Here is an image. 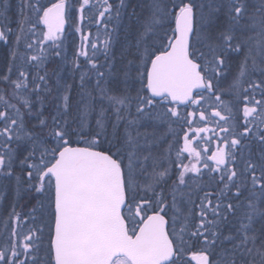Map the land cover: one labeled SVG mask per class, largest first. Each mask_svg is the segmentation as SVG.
Masks as SVG:
<instances>
[{
  "label": "snow or ice",
  "instance_id": "6c2138e0",
  "mask_svg": "<svg viewBox=\"0 0 264 264\" xmlns=\"http://www.w3.org/2000/svg\"><path fill=\"white\" fill-rule=\"evenodd\" d=\"M89 5L90 0H82L80 4L81 23L85 8ZM24 6L36 13V24H42L46 28L44 40L52 41L53 47L58 48L59 44L56 42L62 41L65 26L69 24L71 17L70 0H55L50 6L42 4L40 0H26ZM153 7L154 12L137 41L139 55L134 64L129 62L123 76L125 82L131 78L140 85L138 113L150 115L145 109L154 107L157 102H167L174 105L167 108L168 113L179 118V105H187L189 102L199 104L204 99V91L214 93L213 80L222 74L225 56L230 51L239 52L240 44L233 45L234 37L230 34V29L220 34L222 43L212 42L211 34L204 27L207 20L202 14L197 15L203 5H197L195 0H170L167 4L156 0ZM261 7L264 9V3ZM110 8L111 5H108L104 11H109ZM246 14L247 9L242 0H232L231 21L239 25ZM21 15L24 16L23 9ZM99 15L103 17L104 12ZM253 23L257 21L253 20ZM258 23L264 30V10L261 11ZM76 30L80 31L78 27ZM16 39L19 42L20 36ZM83 39L87 40V37ZM0 41L7 42L4 30H0ZM28 47L31 48L32 45L29 44ZM92 47L95 48V45ZM104 47H109V41H105ZM54 54L60 56L59 51ZM80 55L87 56V52L82 48ZM31 60L40 61L41 57L32 56ZM89 60L93 68H96L95 62L91 58ZM259 70L264 74V67ZM133 71L134 77L131 76ZM247 71L245 60L240 66L238 79L244 77ZM97 75L104 76V73L97 70ZM38 78L45 80V76ZM80 79L83 85L84 75ZM262 85L264 81L261 84L253 83L251 87L261 88L264 94ZM22 86L23 81L16 82L17 88ZM67 87L70 88V85ZM194 91L199 98L194 97ZM107 98L120 106H124L129 99L126 96ZM214 99L223 104L219 95H215ZM63 101L66 112L67 95H64ZM25 103L31 107L28 101ZM254 103L260 107V111L255 106L245 105V125L249 123L247 118L254 114L259 124L264 125V103ZM190 115L195 116V113ZM212 115L225 121L229 119L218 110ZM117 118L120 119L119 115ZM0 119L5 121L0 136H6L5 146L11 153L13 149L9 141L13 138V130L8 125H18L21 129L24 125L18 124L17 119L8 117L5 112H0ZM200 119H205L203 111L200 112ZM37 120L36 128L39 131L25 133L32 146L21 163L27 164L31 169L27 172L29 180L35 173L36 183L31 185L34 191L48 196L52 228L46 258L43 260L38 255L41 251V237L36 235L34 238V234L24 237L26 243L23 248L26 255H32L31 264H191V261L196 264H249L246 256L252 255L254 251L259 257V264H264V151H261L255 162L249 157L245 161L244 171L238 173L234 167L235 150L244 147L241 139L233 138L223 148L217 147L216 152L208 159L215 163L210 171L222 172L219 179L224 181V189L216 196L215 203L209 198L210 194L205 193L198 223L190 227L189 216L177 205L175 191L169 202L163 191L158 192L156 189L155 185L168 174L167 169L156 173L154 181L143 186L144 195H140L142 186L138 174L143 167L139 164L140 157L134 149L125 150L108 141L101 120L96 121L100 130L85 138L82 134L85 122L82 119L80 130L76 133L77 140L72 139L73 133L66 121L62 123L53 117L52 127L49 129L48 120L42 117V110L37 115ZM45 129H48L47 135H42ZM208 131L214 130L196 129L197 133ZM221 131L229 130L222 127ZM251 132L252 129L245 127L240 136L245 138ZM15 138L18 141L24 139L18 132L15 133ZM255 138L264 145V132L259 127ZM184 140L183 151L199 160L200 152L192 147L187 135ZM81 142L83 146H79ZM128 144H132L131 136L128 137ZM147 158L144 157L145 160ZM10 162L11 156H8L6 165L5 155H0V169L10 166ZM230 164L233 167H228ZM204 166L208 167V164L205 163ZM257 171L260 172L259 177L256 176ZM187 172L199 173L200 169L196 165L183 166V172L179 174L180 184L185 183L184 176ZM245 174L251 179L250 190L244 182ZM257 186L259 191H255ZM232 188L236 189L234 198L237 203H223L222 198ZM245 190L249 191L248 196H244ZM149 192L152 195H148ZM209 213L212 219L208 218ZM230 216L236 223L228 228L226 234L225 226L231 223ZM257 240L261 241L259 249L255 247ZM226 242L231 246L227 247ZM11 254L13 257L18 255L14 249ZM189 254L190 259H186ZM0 262L9 264L3 251H0Z\"/></svg>",
  "mask_w": 264,
  "mask_h": 264
},
{
  "label": "rangeland",
  "instance_id": "374dc122",
  "mask_svg": "<svg viewBox=\"0 0 264 264\" xmlns=\"http://www.w3.org/2000/svg\"><path fill=\"white\" fill-rule=\"evenodd\" d=\"M40 2L50 6V3L55 2V0H40ZM155 2L156 0H107V3H105V0H90V5L85 8L84 20L81 23L79 20V7L82 0H70L72 11L68 31L63 36L62 41L56 42L59 44V47L56 48L53 47L52 41L44 40L43 34L46 32V28L42 24H36V13L24 6L26 0H0V25L7 36V42L0 41V84L11 83L10 86L2 87L4 92L1 89L2 93L0 95L7 102H12L17 109V106L20 105L29 108L25 101H28L30 105L34 104L33 100L40 102L38 88L42 89V84L41 86L38 85L40 82L38 77L43 76L40 69H44V65L51 59L54 66L52 68L56 74L53 85L56 86L58 91V93L53 94L55 97L58 95V100L55 104L51 100L50 102L44 100L42 104L39 103L40 112L42 110V113H45L46 106H52L56 111L54 115L58 116V121L62 123L65 121L68 123V116H72L74 122L67 125L73 133V140L78 139L76 133L80 130L82 119L85 122L82 133L85 138H88L89 134H95L100 130L96 121L101 120L104 125V135L108 141L118 142L126 150L128 137L131 136L136 147H149L151 139L158 134L159 123L156 120L161 121V106L156 103L154 107L145 109L150 115L138 113V90L140 85L138 82L134 83L131 78L125 82L123 72L127 70L129 62L135 63L139 55L137 41L144 31L145 24L154 12ZM169 2L170 0H162L164 4ZM231 2L232 0H195L197 5H203L202 10L198 11L197 15L202 14L207 20L204 27L207 33L211 34L212 42L222 43L220 34L230 29V34L234 37L233 45L239 43L240 51H230L225 56L224 70L218 79L213 80L214 93H203L204 99L199 104H191L180 115L182 121L184 120L190 124L192 147L200 152L199 160L193 156L187 162L186 160L182 161V164L185 163L186 166L191 167L194 163L199 164V161L202 160V166L205 168L200 177L191 178L189 185L192 188L188 187L181 190V196L186 194V198L177 202L181 211L189 216L191 225L198 216L193 202L202 199L204 196L202 194L201 198H198L200 195L199 189L208 186L216 190L219 185H224V181L219 179L222 172L210 171L215 167V164L208 157L216 152L217 147L223 148L225 143L230 142L233 138L241 139V145L244 147H238L235 150L234 167L238 173L244 171L245 161L249 157L255 162L259 159L261 151H264V145H261L255 138L258 127L261 132H264V125L259 124L255 114L253 117L247 118L249 123L245 125L243 115L245 105L255 106L259 112L260 107L255 105L254 102L261 101L264 103V94H262L261 88L253 89L251 87L253 83L261 84L264 81V74L259 70L264 67V30L261 29L258 23L261 18V11L264 10L261 7L264 0H242L246 6L247 14L239 25H235L231 21ZM108 5H111L110 10L104 11ZM217 8L219 11H215ZM22 9L24 16L21 15ZM100 12H104V17H100ZM105 19L106 24L102 22ZM253 20L257 23H253ZM93 22L96 23L93 24ZM91 24L97 25L99 28H93ZM101 26H107L108 29H106L107 27L100 28ZM21 27L23 32H21ZM77 27L80 31L76 30ZM86 28L90 29L87 30ZM157 34L160 35L159 31ZM17 36H20L19 42H17ZM85 36L87 40L83 39ZM81 40L84 41L82 45H80ZM105 41H109L107 49L104 47ZM96 42L99 48L96 52H93L91 47L93 44L96 45ZM29 44L32 45L31 48L28 47ZM157 45L159 46V40H157ZM201 47L202 50H205L203 46ZM82 48L87 52V56L80 55ZM56 51L60 52V56L54 54ZM32 56H40L41 60L33 61L31 60ZM89 58L95 62L96 68H93ZM245 60H247V74L238 79L240 66ZM253 61H255V64H253ZM77 64L79 67H76ZM97 70L103 72L104 76H98ZM21 73H24V75L21 76ZM81 75L85 77L83 85H81ZM131 76H135L134 71ZM11 78L12 82L10 81ZM20 81L24 82V86L21 87L23 94L16 93L18 97L22 98L17 99L15 98L17 96H11L14 94L10 93V90H16V82ZM97 81H99V84ZM69 85L70 88L67 87ZM35 86L38 88H35ZM71 94H75L76 97L72 103ZM143 94L148 95V93ZM32 95H35V99L31 101L29 98ZM64 95L68 96L66 112L64 110ZM215 95L221 97L223 104L215 101ZM108 96H126L129 99L125 101L124 106H120L110 101L107 98ZM117 108H119L118 114ZM12 110L13 108L10 105L0 109L8 117L17 119L19 124L21 118ZM217 110L229 119L225 121L213 116L212 113ZM164 111L166 122L174 120L175 117L168 113L167 108ZM201 111L204 112V120L200 119ZM191 113H195V116L190 115ZM118 115L120 119L117 118ZM8 126L13 130V137L17 132L20 134L21 128L18 125L9 124ZM4 127L5 121L0 119V130ZM129 127H134L135 130L140 128L146 135L137 136L135 131L132 130L131 132ZM148 127L150 129H146ZM222 127L227 128L229 131H221ZM245 127L252 129V132L247 137L241 138L240 133L244 132ZM198 128H208L214 131L197 133L196 129ZM125 132L126 140L125 135H122ZM22 137L24 136L22 135ZM25 138L19 141L14 138L9 141L13 149L9 153L5 146L6 136H0V155H5L6 165L8 164V156H11L10 166L0 169V251L6 253V257L10 262L12 259L11 250H13L11 247L13 211L15 210L17 196L21 194L22 204L24 206L27 203V206L23 208L22 223L17 231L14 244V250L18 253L15 259L20 260V262L23 261V264H31L32 255H26L23 248L24 243H26L24 237L30 234H34V238L36 235L41 237V251L38 255L42 260L45 259L52 228V211L47 194L36 193L31 187L36 183L35 173L32 179L29 180L27 172L31 169L28 168L27 164L21 163L32 146L31 143L25 141ZM157 138L158 136L154 137V139ZM49 144H51L50 137ZM183 144H185V140ZM81 145H83L82 142L79 146ZM105 147H107V144H105ZM149 156V154H145L142 157L140 164L143 167L141 172L146 168V164H149ZM144 157H148L147 160ZM31 162L29 161V163ZM205 163L208 164V167L204 166ZM228 167H233V165L230 164ZM256 176H260L259 171L256 172ZM245 177L244 182L250 190L251 179L247 177V174H245ZM150 178L152 177L148 179ZM148 179L142 183L141 192L143 195V186L154 181V178L151 182ZM193 187L197 190L196 192H194ZM231 191H233L232 195L234 196L236 189L232 188ZM255 191H259V186ZM2 192L7 196L4 202L1 200ZM220 192L217 190L215 195ZM248 195L249 191L245 190L244 196ZM226 197L229 198V202L237 203L230 194H227ZM241 201H243V197H241ZM4 203L7 207L5 214L3 212ZM41 204H43L42 208L40 207ZM229 221L231 223L225 226L226 234L228 228L236 223L231 216ZM260 245L261 241L257 240L255 247L259 249ZM226 246L230 247L231 245L226 242ZM249 246L251 247V245ZM186 259H189V257L187 256ZM246 259L249 264H259V257L256 256L255 251L252 255L246 256Z\"/></svg>",
  "mask_w": 264,
  "mask_h": 264
},
{
  "label": "flooded vegetation",
  "instance_id": "af4514ba",
  "mask_svg": "<svg viewBox=\"0 0 264 264\" xmlns=\"http://www.w3.org/2000/svg\"><path fill=\"white\" fill-rule=\"evenodd\" d=\"M104 17V16H103ZM102 18V17H101ZM106 24V19L105 21H102ZM101 23V22H100ZM93 28H99L97 25H92ZM107 26H101L100 28H106ZM87 30L90 28H86ZM108 29V27L106 28ZM68 31V28H67ZM66 31V32H67ZM66 33H64L65 35ZM63 35V36H64ZM89 41V40H88ZM84 41L81 40L80 45H82ZM95 45V44H93ZM93 52H96L98 50V43L96 42L95 48L91 47ZM203 94V93H202ZM159 106H161V121L156 120L157 123H159V128H158V134L155 135L154 137H157V139H151V145L149 147H136L134 142L132 141V144H127V149L126 150H131L134 149L137 153V155L140 157L139 164L142 162V157L145 154H149V164H146V168L139 171L138 174V180L139 183L142 186V183L144 180L147 181L149 177L155 178L156 173H159L161 171H164L167 169V175L163 178V180L160 181V183L156 186L157 191H163L164 195L168 197L169 202L171 201V194L175 191L176 195V200L177 202L180 200H183L186 198V194L181 196V190L183 188H192L189 183L191 182V178L198 176L200 177L205 170V168L202 166V160L199 161V164L194 163L196 167L200 169L199 173L196 172H187L185 173L184 179L185 183L180 184L179 183V174L183 172V166L186 164H182V161L189 160L191 157L194 155L190 154L189 152L183 151L184 148V137L185 135L188 136L189 140L191 141V134H190V124L188 122H185L184 120L182 121L180 116L179 118L175 117L174 120L166 122L165 120V108H170L173 107L174 105L172 104H167V102H157ZM167 104V106H165ZM189 108V106L182 107L179 105L178 110L180 112V115L183 111H186ZM136 125V124H135ZM125 126L123 127V129ZM133 128V129H132ZM129 129L135 131V134L137 136H144V134L140 128L137 130L134 129V127H129ZM150 129V127L146 128ZM118 135V134H117ZM122 135H125V140H126V132L122 133ZM196 141V140H195ZM116 144L120 145V143L115 142ZM179 153V156H178ZM196 159V157H195ZM214 163V161H212ZM215 164V163H214ZM139 167V165H138ZM150 167V168H149ZM197 177V178H198ZM152 178L148 179L149 182L152 181ZM194 192L197 190L193 187ZM142 190V189H141ZM7 192V191H5ZM216 190L213 188H210L208 186L201 187L199 189V197L201 198L202 194L209 193L210 194V199L213 200V202H216V196L215 195ZM140 195H143L142 192H140ZM148 195H152V193H149ZM204 196L200 200H195L193 202V205H195V208L197 210L196 214L198 215L197 218H195L194 223L191 226H194L195 224L198 223L199 220V212H200V207H201V201L204 199ZM5 195L4 192H2L1 200L4 202ZM16 204V203H15ZM23 206L22 203H17L15 206V210L13 211L14 217H13V225H12V232H11V247L14 249L15 247V242H16V237H17V231L19 230V226L21 225V218L23 217ZM7 211L6 204L4 203L3 207V212L4 214ZM171 215V213H170ZM6 216V215H5ZM5 218V217H4ZM209 219H212L213 217L209 213ZM24 223V222H23ZM195 250V249H193ZM12 251V250H11ZM12 253V252H11ZM12 256V254H11ZM190 256V254L188 255ZM17 261L15 257L12 256L11 261L9 264H17ZM0 264H3V262H0ZM18 264H20V260L18 261Z\"/></svg>",
  "mask_w": 264,
  "mask_h": 264
},
{
  "label": "trees",
  "instance_id": "16d2710c",
  "mask_svg": "<svg viewBox=\"0 0 264 264\" xmlns=\"http://www.w3.org/2000/svg\"><path fill=\"white\" fill-rule=\"evenodd\" d=\"M97 22V21H96ZM96 22H93V24L94 23H96ZM92 25V24H91ZM47 64V65H46ZM45 65H44V69H40V71H41V73L43 74V76H45V80L44 81H41L40 80V82H39V86H41V84H42V89H40V88H38L37 86H35V88H38L39 89V94H38V97H39V101L40 102H36V100H33V99H35V95H32L29 99L32 101L33 100V103L34 104H32L31 105V107L30 108H28V107H25V106H23V105H20V106H17L18 107V109L15 107V106H13V103L12 102H7V100L6 99H3L2 98V95H0V109H2V108H4L6 105H10L12 108H13V110H12V112L13 113H16V114H18V116L21 118H23L21 121H20V123H23V125H24V127L21 129V132H20V135L22 136H24V137H26L25 136V133L26 132H35V131H39V129L38 128H36V125L38 124V120H37V115L40 113V111H39V107H38V104L39 103H43L44 102V100H48V102H50V100L51 101H53L54 102V104L56 103V101L58 100V95H56V97H55V92H57L58 93V91H57V88H56V86L55 85H53L54 84V80H56V78H55V71H54V69L52 68V66H53V64H52V60L51 59H49V61H47V63H46ZM54 67V66H53ZM10 81L12 82L13 80H12V78L10 79ZM11 85V83H9V84H3V85H1L0 84V93H2V91L4 92V90H3V86H10ZM12 87H15V86H12ZM1 89H2V91H1ZM16 90H10V93H13L14 95H11L12 97L13 96H17V97H15V98H19V99H22L21 97H18V93L20 92L21 94H23V89L20 87V88H15ZM36 92V91H35ZM17 93V94H16ZM54 93V94H53ZM15 98H13V99H15ZM70 99H71V103L72 102H74L75 101V99H76V97H75V94H71V96H70ZM47 102V103H48ZM47 110H51V111H47ZM57 110H58V106H57ZM1 112V111H0ZM54 114H56V111H55V109H54V107H49L48 105L46 106V110H45V113H42V117L43 118H46L47 120H48V125H49V129L52 127V118L53 117H56ZM58 117V116H57ZM56 117V118H57ZM66 118H67V116H66ZM68 123H72V122H74V119H73V117L72 116H68ZM67 123V124H68ZM47 132H48V129H45L41 134L42 135H47ZM84 135V134H83ZM85 136V135H84ZM15 138V136L12 138V139H14ZM74 140H76V139H74ZM25 141L26 142H29V143H31L28 139H27V137L25 138ZM24 141V143H26ZM81 144V143H80ZM17 168V167H16ZM221 189H224V185H219L218 186V188L216 189V191L218 190V192H220L221 191ZM227 191V190H226ZM234 191V190H233ZM233 191H230V192H228L227 194H230V196L233 198L234 196L232 195V192ZM216 193V192H215ZM33 194V193H32ZM8 195V194H7ZM22 198H21V194L19 195V196H17V199H16V204L17 203H22ZM222 200H223V203L224 202H229V198H227V197H225V198H222ZM25 206H27V203L25 204ZM191 264H193V263H191Z\"/></svg>",
  "mask_w": 264,
  "mask_h": 264
},
{
  "label": "water",
  "instance_id": "95a60500",
  "mask_svg": "<svg viewBox=\"0 0 264 264\" xmlns=\"http://www.w3.org/2000/svg\"><path fill=\"white\" fill-rule=\"evenodd\" d=\"M66 28H67V25L65 26V31H66ZM0 30H2V28H1V26H0ZM64 31V32H65ZM197 91H199V90H197ZM196 94V91H194V93H193V95H195ZM157 100H159V98H157ZM189 103H191V102H189ZM188 105V104H187ZM181 106H186V105H181ZM189 259H190V256H189ZM194 264H196V262L195 261H192Z\"/></svg>",
  "mask_w": 264,
  "mask_h": 264
}]
</instances>
